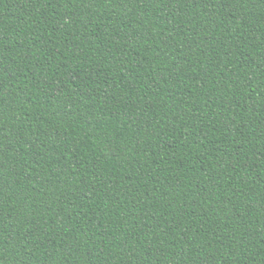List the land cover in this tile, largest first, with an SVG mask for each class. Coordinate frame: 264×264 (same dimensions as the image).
<instances>
[{"label":"trees","instance_id":"16d2710c","mask_svg":"<svg viewBox=\"0 0 264 264\" xmlns=\"http://www.w3.org/2000/svg\"><path fill=\"white\" fill-rule=\"evenodd\" d=\"M0 264H264V0H0Z\"/></svg>","mask_w":264,"mask_h":264}]
</instances>
